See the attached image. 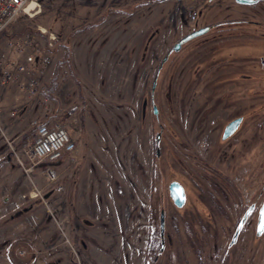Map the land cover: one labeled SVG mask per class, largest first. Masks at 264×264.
Listing matches in <instances>:
<instances>
[{
  "label": "rangeland",
  "instance_id": "1",
  "mask_svg": "<svg viewBox=\"0 0 264 264\" xmlns=\"http://www.w3.org/2000/svg\"><path fill=\"white\" fill-rule=\"evenodd\" d=\"M199 3L192 5L197 17L190 22L189 0H48L36 16L13 24V33L29 31L39 38L47 59L31 68L30 80L15 85L32 100L31 113L25 132L15 143L8 138V144L21 151L27 169L8 157L0 191L25 187V205L8 213L11 204L0 200V264H219L229 229L211 223L212 175L208 164H201L207 171L200 169L197 157L194 111L197 98L203 100L197 92L204 80L243 64L250 97L240 106L250 121V146L259 130L264 134V0ZM233 17L256 23L216 43L200 44L210 31L172 50L197 24ZM48 32L56 34L51 45ZM215 45L217 56L210 55ZM6 57L17 58L15 53ZM204 70L206 77L197 83ZM51 77L56 85L47 98L41 87L47 89ZM240 87L227 82L218 90L233 96ZM229 102L232 107L237 100ZM39 123L63 124L76 142L63 156L66 163L55 169L56 181L30 168L23 152ZM258 168L250 156V200L264 188V166ZM171 180L185 189L181 207L168 194ZM161 209L165 226L159 251ZM22 236L32 242H22ZM252 254L250 264H261Z\"/></svg>",
  "mask_w": 264,
  "mask_h": 264
},
{
  "label": "flooded vegetation",
  "instance_id": "2",
  "mask_svg": "<svg viewBox=\"0 0 264 264\" xmlns=\"http://www.w3.org/2000/svg\"><path fill=\"white\" fill-rule=\"evenodd\" d=\"M250 21L244 17L203 21L197 24L194 29L202 26H209V28L195 37H200L212 31L214 33L210 38H206L205 43L200 44H206L210 40H212L210 43H216L215 41L222 40L224 36L232 35L239 31V33H246L248 30L246 25H249ZM251 22L256 23L253 20ZM237 24H243L244 29H246L245 32L235 26ZM218 47L215 45L210 55L217 56L220 52ZM199 64L200 62L196 63V67H199ZM238 66L237 69L228 73L204 80L207 82L206 86L202 87L199 93L197 92V94L203 96V100L201 96H199V99L197 98L194 111L196 120L195 137L197 143H200L197 157L200 162V169L207 171L201 164H208L209 172L212 175L210 184L212 186L211 197L213 200L210 205L211 223L217 227H223L226 224L229 229L225 247L226 252L225 255L222 254L219 264L224 259L226 264H250L249 260L252 252H254L252 255L256 262L264 264V229L258 233L260 209L264 202V188L258 190L254 199L250 200L249 197L250 156L256 159L258 169L261 170L264 166V134H260L259 130L256 136L257 142L250 146V121L247 122L248 117L243 113L245 107L240 106L247 104L246 101L250 97L248 90L249 80L243 64ZM234 73L238 76L240 75L238 77L240 81L234 80ZM206 75L205 70L202 71L200 75L198 74L196 82L200 83L203 81ZM227 82L241 84L240 92L236 91L238 93L231 96L232 91L227 94L219 91L218 89ZM205 89L208 90L206 91ZM228 95L232 98L229 99L230 96ZM236 100L237 103L234 104L236 106L230 107L229 101L235 102ZM152 108L154 110V107ZM253 120L255 119L251 121ZM260 126L258 124V128ZM212 131V137L207 140L209 132ZM155 140L158 141L159 138ZM203 143L208 144L209 147L202 148ZM155 153L159 154L158 147H156ZM260 172L258 171V173ZM159 246L158 250L161 251L162 249Z\"/></svg>",
  "mask_w": 264,
  "mask_h": 264
},
{
  "label": "built area",
  "instance_id": "3",
  "mask_svg": "<svg viewBox=\"0 0 264 264\" xmlns=\"http://www.w3.org/2000/svg\"><path fill=\"white\" fill-rule=\"evenodd\" d=\"M48 0H0V43L16 54V59L7 58L1 50L0 45V84L5 87L10 83L21 82L20 76H30L31 68L46 63L47 56H41L42 43L39 38L29 31L23 33H13L11 28L20 18H33ZM204 1V0H195ZM196 12L189 13L190 20H194ZM43 33V32H42ZM48 45L56 38L54 32H48ZM45 43L43 42V45ZM39 56L38 58H36ZM37 59V60H36ZM22 84V83H21ZM10 141H7V143ZM12 157L17 159L18 164L23 167V156L21 151L14 150L8 144ZM76 149L74 138L69 134L62 124L46 125L38 124L33 141L23 148V152L30 161L31 168L40 160H55L63 152H72ZM27 169V167H26ZM25 169V171H26ZM49 180L56 178L52 168L44 170Z\"/></svg>",
  "mask_w": 264,
  "mask_h": 264
},
{
  "label": "crops",
  "instance_id": "4",
  "mask_svg": "<svg viewBox=\"0 0 264 264\" xmlns=\"http://www.w3.org/2000/svg\"><path fill=\"white\" fill-rule=\"evenodd\" d=\"M7 53L8 55L12 56L10 51ZM15 85L16 84H11L3 87L0 84V127L2 128V132L0 131V173L3 169H5V164L8 163V156L6 154L7 150L3 135L6 138L12 139V143L17 142L19 139L17 140L16 137H19V135L21 136V134L25 132L28 127L27 124L30 120L26 119V116L31 113L32 100L27 98L24 90L18 89V87ZM65 163L66 159H63L62 157L59 159L58 163L54 165V167L56 169L58 166L64 165ZM25 191V187L17 188L16 191L12 190L11 192H6L5 189L0 191V200L5 204H11V206L8 207V213L16 210L18 207H23L24 203L22 204V201L24 198H22V196L25 195ZM49 194L50 193L47 194V192L45 193L47 196H49ZM30 210L32 209H27V211ZM13 221L14 219L8 221V223H12ZM25 236L22 237L25 238ZM22 237L20 238L21 241L24 239ZM29 237L30 236H27V238H25V240L22 242H32Z\"/></svg>",
  "mask_w": 264,
  "mask_h": 264
},
{
  "label": "water",
  "instance_id": "5",
  "mask_svg": "<svg viewBox=\"0 0 264 264\" xmlns=\"http://www.w3.org/2000/svg\"><path fill=\"white\" fill-rule=\"evenodd\" d=\"M237 1L241 2V3L250 4V3H255L257 0H237ZM208 28H209V26H202V27L196 28L194 30H191L190 32L183 35L179 40H177L172 45V49L177 50L182 43H184L187 40L195 37L196 35H199V34L205 32ZM166 59H167V55H164L162 57L161 64ZM161 64H159L158 69L161 67ZM155 83H156V78H154V80H153L152 89L154 88ZM153 107H154V111H155V105H153ZM159 135H160V133H157L155 138L158 139ZM57 163H58V161H44V162L38 163V167H43V166H47V165H55ZM168 193H169V196H170V198H171V200L175 206L180 207L184 204V202H185V191H184L182 184L179 181L171 180L169 182ZM44 196H46V195H44ZM260 212H261V214H260V219H259V224H258V233H260L264 229V228H262V217H264V202L261 206ZM159 235H160V249H162L163 243H164V240H163V238H164V211H163V209H161L160 215H159Z\"/></svg>",
  "mask_w": 264,
  "mask_h": 264
},
{
  "label": "trees",
  "instance_id": "6",
  "mask_svg": "<svg viewBox=\"0 0 264 264\" xmlns=\"http://www.w3.org/2000/svg\"><path fill=\"white\" fill-rule=\"evenodd\" d=\"M150 1H152V0H145V2H150ZM89 25H91V24H89ZM225 26H226V25H225ZM48 85H49V86H48L47 89H45V88H44V85H42V87H41V91L43 92L44 96H46L47 98H50L49 91H51V88H54V87H55V85H56V80H55L54 78L51 77L50 82H49ZM47 91H48V92H47ZM48 95H49V96H48ZM24 209H25V210H24ZM21 210H24L23 212H25V211H26V208H23V209H21Z\"/></svg>",
  "mask_w": 264,
  "mask_h": 264
},
{
  "label": "snow or ice",
  "instance_id": "7",
  "mask_svg": "<svg viewBox=\"0 0 264 264\" xmlns=\"http://www.w3.org/2000/svg\"><path fill=\"white\" fill-rule=\"evenodd\" d=\"M262 228H264V217H262Z\"/></svg>",
  "mask_w": 264,
  "mask_h": 264
}]
</instances>
